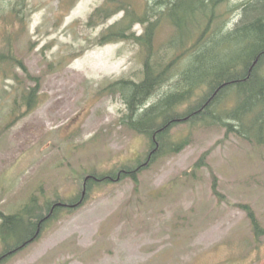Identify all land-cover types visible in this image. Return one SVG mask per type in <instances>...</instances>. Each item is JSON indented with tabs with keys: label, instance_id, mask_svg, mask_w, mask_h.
<instances>
[{
	"label": "rangeland",
	"instance_id": "374dc122",
	"mask_svg": "<svg viewBox=\"0 0 264 264\" xmlns=\"http://www.w3.org/2000/svg\"><path fill=\"white\" fill-rule=\"evenodd\" d=\"M104 1L24 0L19 7L24 29L15 51L41 85L38 102L28 111L26 104L14 107L13 77L19 76L26 91L35 82L19 66L11 78L0 74V210L7 214L19 212L34 196L40 206L59 196L75 199L93 170L107 173L145 161L148 138L124 124L128 112L121 95L102 91L122 76L141 80L144 54L132 40L94 44L125 15L121 9L89 25ZM129 1L143 11L146 0ZM5 20L0 17V46L6 45ZM241 20L236 10L225 27ZM144 29L137 23L130 32ZM170 31L160 28L157 44ZM240 98L230 92L216 113L232 110ZM16 115L20 119L7 126ZM172 136L187 144L143 169L138 190L129 176L96 185L83 206L49 222L37 241L0 264H264V232L257 236L246 211L236 205L249 203L264 229V145L211 119L180 124ZM209 149L206 162L213 170L206 164L194 168ZM215 178L223 200L212 194ZM2 240L0 233V254L7 247Z\"/></svg>",
	"mask_w": 264,
	"mask_h": 264
},
{
	"label": "trees",
	"instance_id": "16d2710c",
	"mask_svg": "<svg viewBox=\"0 0 264 264\" xmlns=\"http://www.w3.org/2000/svg\"><path fill=\"white\" fill-rule=\"evenodd\" d=\"M3 5L9 10L5 12ZM20 5H24V0H0V17L6 19L2 30L6 45L0 46V74L11 78L17 66L24 69L35 85L26 91L18 81L19 76L13 77L16 83L12 88L18 91L14 107L26 104V110L32 111L38 102L41 77L28 72L24 60L15 51L14 41L24 29L19 21L24 19ZM142 7L143 11L137 12L129 0H105L93 11L88 23L107 21L125 9L124 17L105 29L94 44L132 40L144 54L141 80L122 76L107 83L102 91L121 95L130 110L123 122L151 142L145 161L139 159L107 173L93 170L85 177L82 186L85 194L81 191L75 199L59 197L40 206L38 197L34 196L18 213L0 211V232L7 246L0 261L41 237L48 223L58 220L63 211L72 213L77 206L84 205L96 185L129 176L138 186L143 169L162 156L179 152L187 144L188 140L172 136L178 124L211 119L225 125L228 131L264 144V0H146ZM236 10L242 14V20L229 29L225 27L227 19ZM137 23L145 25L140 34L130 32ZM167 26L171 28L169 38L157 44L160 28L164 27L165 31ZM199 90H203L202 95L194 98ZM230 92H236L241 98L232 110L225 108L223 114H217L216 110ZM184 103L188 106L181 110ZM19 118L17 115L12 121ZM209 152L210 149L200 156L194 168L207 164ZM213 191L220 200L225 198L217 190L216 178ZM59 202L63 204L58 205ZM236 205L247 211L257 236L264 232L249 203Z\"/></svg>",
	"mask_w": 264,
	"mask_h": 264
},
{
	"label": "bare ground",
	"instance_id": "6f19581e",
	"mask_svg": "<svg viewBox=\"0 0 264 264\" xmlns=\"http://www.w3.org/2000/svg\"><path fill=\"white\" fill-rule=\"evenodd\" d=\"M248 2V1H247Z\"/></svg>",
	"mask_w": 264,
	"mask_h": 264
}]
</instances>
